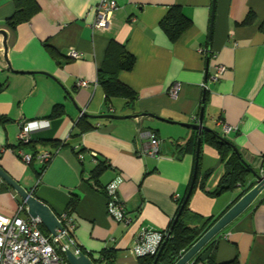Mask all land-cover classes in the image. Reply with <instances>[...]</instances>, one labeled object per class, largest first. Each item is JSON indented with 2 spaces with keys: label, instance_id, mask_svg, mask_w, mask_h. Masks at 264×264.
Here are the masks:
<instances>
[{
  "label": "crops",
  "instance_id": "obj_1",
  "mask_svg": "<svg viewBox=\"0 0 264 264\" xmlns=\"http://www.w3.org/2000/svg\"><path fill=\"white\" fill-rule=\"evenodd\" d=\"M98 1L36 0L38 9L27 20L7 28L14 0H0L7 46L5 58L0 35V119H7L0 122V167L58 216L76 199L68 212L74 224L71 235L85 253L98 259L109 250L113 264H139L131 250L136 236L144 229L170 231L178 201L189 189L196 149L185 147L198 133L182 123L197 122L202 108L203 125L264 174V0H116L105 30L91 27ZM171 6L180 7L191 21L175 41L160 25ZM248 14L252 19L244 22ZM111 40L135 57L131 70L118 73L137 95L131 104L123 97L107 100L97 82ZM71 50L81 57L71 58ZM216 64L225 70L205 90L201 83ZM82 79L84 86L78 84ZM175 82L181 88L171 96ZM58 105L63 112L51 116ZM29 120L49 125L32 132L29 143H19L20 124ZM225 126L231 129L225 132ZM140 127L158 135L156 155L139 154L146 142L137 137ZM43 150L52 154L45 163L36 158ZM23 153L32 159L25 162ZM199 155L201 172L210 174L204 189L190 193L189 210L216 221L243 188L209 194L225 167L216 148L203 140ZM97 159L107 167L93 184L89 178ZM117 177V194L132 219L128 226L106 209L105 185ZM253 179L250 173L251 187ZM21 204L0 177V214L13 217ZM218 235L234 245L236 264H264V191ZM200 253L187 264H215L210 258L200 260ZM104 263L103 258L98 264Z\"/></svg>",
  "mask_w": 264,
  "mask_h": 264
},
{
  "label": "trees",
  "instance_id": "obj_2",
  "mask_svg": "<svg viewBox=\"0 0 264 264\" xmlns=\"http://www.w3.org/2000/svg\"><path fill=\"white\" fill-rule=\"evenodd\" d=\"M15 10L11 16L5 21L7 28H14L18 23L25 21L32 15L37 9L38 5L36 0H14ZM252 15L248 14L244 22H250ZM191 21L182 12L180 7L171 6L168 8L165 15L160 20V25L166 32L168 37L175 41L180 34L188 28ZM260 28L264 30V22L261 23ZM135 62V57L125 48L121 43L111 40L105 49L103 61L97 71V82L102 87L105 97L108 100L111 97H123L127 100L126 104H131L136 98V93L125 83L118 79V73L120 71L131 70ZM4 88V84L0 82V91ZM63 112L60 105L55 106L52 110L51 116H58ZM85 120L84 116H81L79 120ZM7 119H0V122H4ZM198 136L194 135L193 138L186 142V150H191L195 153L196 142ZM201 140L211 144L216 148L219 154V159L223 162L225 170L219 178L218 184L213 191H208L211 195H219L225 191L233 190L238 186L243 190L239 193L238 198L251 187V184H247L248 176L253 169L247 164L240 153H236L234 145L220 137L213 130H204L201 134ZM200 155L197 162V174L192 187L191 192L195 188L204 189L205 180L208 178L210 172H201L200 170ZM45 164L42 165L44 167ZM107 167L105 160L96 161V165L91 172L89 180H92L93 184L98 181L99 175ZM192 171V177H193ZM192 180V178H191ZM191 185V181L189 186ZM188 186V188H189ZM190 192V193H191ZM184 197L178 201V208L175 217L178 215L177 220L175 217L170 225V236L166 239L165 245L159 254L155 264H174L179 257L184 254L202 235L203 233L215 222L212 217L204 218L196 213H192L189 210L188 199L184 207L180 210ZM76 205V199L72 198L68 204L66 212L73 210ZM41 231L48 235V230L43 224L40 226ZM72 238V235L70 234ZM76 246H78L76 244ZM79 247V246H78ZM80 248V247H79ZM81 249V248H80ZM81 251L85 253L82 249ZM88 255L94 264H98L103 258L104 264H113V254L109 250H103L101 252V258L95 259ZM62 255L65 257L64 253ZM156 255L139 257V264H152ZM231 264H236L234 260Z\"/></svg>",
  "mask_w": 264,
  "mask_h": 264
},
{
  "label": "built area",
  "instance_id": "obj_3",
  "mask_svg": "<svg viewBox=\"0 0 264 264\" xmlns=\"http://www.w3.org/2000/svg\"><path fill=\"white\" fill-rule=\"evenodd\" d=\"M94 20L91 23L92 29H107L117 8L116 0H99L94 7ZM206 52V49H202ZM214 56V54H211ZM71 58L81 57V53L75 50L69 52ZM225 67L216 64L213 71H209L204 82L201 83L203 89H207V82L216 81L224 72ZM85 79L79 80V85H86ZM181 88L179 82H175L169 89L171 96H176ZM46 120H29L20 124L18 132L19 143L30 142L31 134L35 130L47 127ZM231 128L224 127L228 132ZM137 137L146 140L145 145L139 150V154L156 155L159 151L160 139L158 135L149 128H138ZM47 150L41 151L36 158L45 163L51 157ZM95 156L96 154L93 153ZM23 160L29 162L31 154L23 153ZM82 158V155H79ZM121 178L117 177L105 185L106 209L110 217L124 226H128L132 219L126 212L123 202L117 194V187ZM21 212L26 213V206L21 204L13 217L0 214V264H69L62 255L66 248H70L76 255L81 253V249L76 246L70 237L73 228L72 217L66 211L58 216L62 224V229H56V234L45 235L41 229V221L32 218L27 213L21 216ZM170 236L169 230L144 229L135 238L131 247L132 253L136 257L156 255L163 243Z\"/></svg>",
  "mask_w": 264,
  "mask_h": 264
},
{
  "label": "water",
  "instance_id": "obj_4",
  "mask_svg": "<svg viewBox=\"0 0 264 264\" xmlns=\"http://www.w3.org/2000/svg\"><path fill=\"white\" fill-rule=\"evenodd\" d=\"M0 35L2 36V45L4 47V57L6 58V31L0 29ZM102 118H135L138 115H116V114H102L99 115ZM182 125L192 128L197 131V147H196V159L194 165L193 177L191 185L183 199L180 210L184 207L190 192L192 190L196 174H197V162L198 154L201 146V134L204 130H211L207 126L203 125V108L200 110L199 118L194 123H182ZM236 153L238 150L234 147ZM253 176L254 185L245 191L244 194L220 217L218 218L204 233L203 235L184 253L174 264H187L196 254L200 260L212 259L215 264H229L233 262L236 256V250L224 236H219V232L234 220L239 214H241L257 197V195L264 191V174L256 172L254 169L251 170ZM0 177L16 191V193L23 200L26 206V213L32 218H38L44 227L51 234H56V229H62V224L58 219V215L52 211V209L42 200L32 194V191L23 188L15 179H13L4 169L0 167ZM178 215L175 217L177 220ZM165 243H163L155 256L152 264H155L159 254L161 253ZM65 258L69 264H94L92 259L81 252L75 254L70 248H66L64 252Z\"/></svg>",
  "mask_w": 264,
  "mask_h": 264
}]
</instances>
